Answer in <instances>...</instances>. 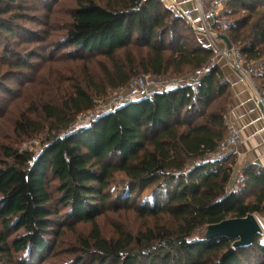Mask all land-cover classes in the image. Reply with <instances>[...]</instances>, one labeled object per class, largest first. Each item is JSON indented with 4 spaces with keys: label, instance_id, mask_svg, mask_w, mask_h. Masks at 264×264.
Here are the masks:
<instances>
[{
    "label": "trees",
    "instance_id": "16d2710c",
    "mask_svg": "<svg viewBox=\"0 0 264 264\" xmlns=\"http://www.w3.org/2000/svg\"><path fill=\"white\" fill-rule=\"evenodd\" d=\"M26 1L0 0V90L43 52L67 66L53 70L50 91L15 123L25 139L42 135L40 149L0 146V264H43L74 223L89 232L75 238L64 264H264L262 237L225 260L232 239L197 240L206 225L264 216V169L248 165L234 178L235 154L213 158L227 134L229 84L221 70L191 84L169 82L149 99L76 124L138 76L174 79L205 67L212 57L205 40L161 0H73L64 26L42 23L58 34L39 39L21 24L31 21ZM234 3L243 15L230 21ZM224 15L221 35L256 68L252 78L264 89V0H234ZM12 40L15 48L37 45L23 55L11 51ZM52 182L68 224L53 221ZM120 211L143 228L114 224L103 237L97 219ZM6 233L17 234L9 240Z\"/></svg>",
    "mask_w": 264,
    "mask_h": 264
},
{
    "label": "rangeland",
    "instance_id": "374dc122",
    "mask_svg": "<svg viewBox=\"0 0 264 264\" xmlns=\"http://www.w3.org/2000/svg\"><path fill=\"white\" fill-rule=\"evenodd\" d=\"M72 8L73 0H42L36 2L27 0V17H29L31 21L23 22L21 24L25 25L27 27V30L36 33L39 39H45L44 37L48 36V33H50L49 35H51L53 33L58 34V32H54L49 27L42 26V23H49L48 25H52L53 27H62L65 23H67V14ZM232 8L236 9V12H234V16H228V19L230 21L231 19H236L239 15H243L238 10V4L235 5L234 3L232 5ZM37 22L41 24H36ZM48 41H50V39H47V42ZM36 45L37 44L35 42H32L28 46L22 45L18 48H15L13 45V40L10 42V48L12 49L11 51H18L23 55L28 54L30 51H32L33 47H36ZM64 51L67 52L69 50H62V53H64ZM2 54L3 50L2 48H0V55ZM53 54H51L50 52H43L38 58L28 59L26 63H28L29 65L32 63L28 69L23 70L20 73L13 72L11 70V74L7 76V79L4 82H2L4 86H2L3 89L0 90V146L10 147L14 150H29L33 152H37L40 149L42 135H39L33 139H25L14 132V127L20 115L23 112L25 113L30 108H33L36 99H38V96L46 95L50 91L51 86H49V84L52 81L51 75L53 70L61 71L65 69V66H67L65 64L51 62V55ZM58 57V59L64 58L62 54ZM222 67L223 69L231 70V67L224 60L219 61L216 65V68H218L219 70H221ZM3 69H6V67ZM232 72L234 71L232 70ZM62 73L64 77H68V74L66 72L62 71ZM190 75H192V72L184 75L185 77L182 76L174 79L165 77L164 80L170 82L171 85H178V81H182ZM251 80L258 88L259 83L257 84V81L253 78H251ZM242 83H244L251 92L248 83L243 80ZM67 85L68 82L64 79V84L62 85V87L67 88ZM111 96L112 94L111 92H109L106 97H101L100 99L107 100ZM229 100L230 93L228 105ZM229 121L230 120L226 118V122L230 123ZM77 123L78 121L76 122V124ZM77 125L81 126V124ZM1 160L2 158L0 156V161ZM55 190L56 183L52 182L49 190L52 194V210L55 212V209H57V211L59 212L57 216L53 217V221L56 225L60 224L61 222H67L68 224L70 221L64 218L65 212L62 211V208H60L59 205H55L56 201H58L59 198ZM97 224L100 228L102 236L105 238H110L112 236L114 224L121 225L123 228L132 232H136L142 229L144 225L143 221L139 220L134 215L121 211L106 212L97 219ZM148 224L151 226L152 223L148 222ZM56 230L57 227L51 228L52 232ZM63 231H65V229ZM201 231L199 232L198 237L200 236ZM88 232L89 225L74 223V229L70 232L68 230L62 235V237L57 241L58 247L55 250L56 252H53L51 254V258L46 259L43 264H64V261H68L70 259V254H67V251L70 250L72 246H74L76 241L75 238L79 235L85 236L88 234ZM16 234L17 233H6L9 240H12L16 236ZM19 258V256H15V260H18Z\"/></svg>",
    "mask_w": 264,
    "mask_h": 264
},
{
    "label": "built area",
    "instance_id": "2783aa9c",
    "mask_svg": "<svg viewBox=\"0 0 264 264\" xmlns=\"http://www.w3.org/2000/svg\"><path fill=\"white\" fill-rule=\"evenodd\" d=\"M234 0H192L196 8V17L191 12H183L179 15L185 24L196 34L200 35L212 52V57L205 67L195 71L192 75L177 86L191 84L216 68L219 61L224 60L242 81L248 83L251 89V100L256 107H261L264 115V89L257 88L251 78L255 74V67L249 66L236 47L226 51L224 44L219 40L222 30L228 25L224 12L225 7ZM169 82L164 78H154L149 75H141L130 81L122 90L115 91L110 98L98 106L76 117L77 124L89 125L104 112H112L115 108L135 99H149L154 94L164 91ZM241 143L238 129L227 123V134L219 144L217 152L213 155L215 160H221L228 154H236ZM264 222V217H263ZM258 246H264V236L257 242Z\"/></svg>",
    "mask_w": 264,
    "mask_h": 264
},
{
    "label": "crops",
    "instance_id": "0c3cea01",
    "mask_svg": "<svg viewBox=\"0 0 264 264\" xmlns=\"http://www.w3.org/2000/svg\"><path fill=\"white\" fill-rule=\"evenodd\" d=\"M161 2L177 15L191 12L196 17V8L192 0H161ZM221 72L229 84L230 100L227 118L238 129L241 139L235 154V166L233 167L235 178L248 165H257L264 169V115L261 109L252 102L249 89L232 72V69L222 67ZM256 217L264 231L263 217Z\"/></svg>",
    "mask_w": 264,
    "mask_h": 264
},
{
    "label": "water",
    "instance_id": "95a60500",
    "mask_svg": "<svg viewBox=\"0 0 264 264\" xmlns=\"http://www.w3.org/2000/svg\"><path fill=\"white\" fill-rule=\"evenodd\" d=\"M219 40L224 44L226 51L231 49L232 46L224 35L219 36ZM256 236L263 237L264 231L257 217L253 214H247L243 218L227 219L218 224L204 226L197 240L232 239L231 248L221 257L222 260H225L231 256L233 250L251 246Z\"/></svg>",
    "mask_w": 264,
    "mask_h": 264
}]
</instances>
